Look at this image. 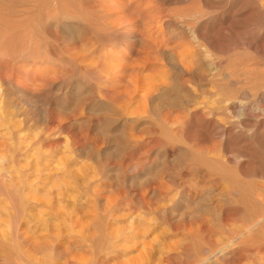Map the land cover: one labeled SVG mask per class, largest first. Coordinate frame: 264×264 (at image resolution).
Returning <instances> with one entry per match:
<instances>
[{
  "label": "rangeland",
  "instance_id": "374dc122",
  "mask_svg": "<svg viewBox=\"0 0 264 264\" xmlns=\"http://www.w3.org/2000/svg\"><path fill=\"white\" fill-rule=\"evenodd\" d=\"M263 212L264 0H0V264H264Z\"/></svg>",
  "mask_w": 264,
  "mask_h": 264
},
{
  "label": "bare ground",
  "instance_id": "6f19581e",
  "mask_svg": "<svg viewBox=\"0 0 264 264\" xmlns=\"http://www.w3.org/2000/svg\"><path fill=\"white\" fill-rule=\"evenodd\" d=\"M136 2V1H135ZM95 6V5H94ZM115 11V10H114ZM110 13V12H109ZM116 13H117V11H116ZM122 13V12H121ZM126 14H128V13H125V15ZM114 16H115V14H113ZM112 15V16H113ZM120 15V14H119ZM133 15V14H132ZM127 16H129V15H127ZM12 17V16H11ZM131 17V16H130ZM127 17L125 16V19H126ZM124 19V20H125ZM128 19V18H127ZM130 21H131V19H130ZM136 21V20H135ZM119 22H120V20H119ZM118 22V23H119ZM128 22H129V19H128ZM134 22V21H133ZM138 22V21H137ZM127 23V22H126ZM132 23V22H131ZM130 29V28H129ZM139 32V31H138ZM181 62V61H180ZM185 62V61H184ZM106 65V64H105ZM123 65V64H122ZM109 68H110V66H109ZM127 70V69H126ZM127 72V71H126ZM138 84V83H137ZM145 84V83H144ZM22 87V86H21ZM153 86L152 85H150V88H152ZM132 88V87H131ZM154 89V88H153ZM140 90V89H139ZM146 91V90H145ZM150 91V90H149ZM128 93V92H127ZM146 93H147V91H146ZM149 93V92H148ZM145 94V93H144ZM262 221H264V212H263V214L262 215H260V218L259 219H256L255 221H253L249 226H248V229H251V228H253L254 226H256L257 224H259L260 222H262ZM247 228V227H246ZM245 230H247V229H245ZM248 231V230H247ZM246 232V231H245ZM246 233H249V232H246ZM237 237V236H236ZM229 244V243H228ZM209 257V256H208ZM200 262H203V261H200ZM197 263V262H196Z\"/></svg>",
  "mask_w": 264,
  "mask_h": 264
}]
</instances>
